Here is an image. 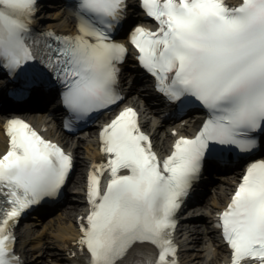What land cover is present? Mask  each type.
<instances>
[{
    "label": "snow or ice",
    "instance_id": "1",
    "mask_svg": "<svg viewBox=\"0 0 264 264\" xmlns=\"http://www.w3.org/2000/svg\"><path fill=\"white\" fill-rule=\"evenodd\" d=\"M136 8L156 27L137 23L129 11ZM67 11L76 30L58 32L37 27L39 0H0L5 110L54 96L71 130L125 98L122 66L131 45L161 103L203 113L196 132L178 135L164 156L132 107L100 127L103 159L87 175L88 210L72 254L81 264H179L172 238L179 209L206 168L236 156L248 162L216 225L229 264H264V0H71ZM2 129L0 264H25L16 228L59 196L75 157L19 115Z\"/></svg>",
    "mask_w": 264,
    "mask_h": 264
},
{
    "label": "bare ground",
    "instance_id": "2",
    "mask_svg": "<svg viewBox=\"0 0 264 264\" xmlns=\"http://www.w3.org/2000/svg\"><path fill=\"white\" fill-rule=\"evenodd\" d=\"M235 1V0H234ZM41 21L47 27H54L60 31L74 30V25L70 19L66 16L63 10H56L53 13H43ZM139 104L141 99L130 98L125 103ZM33 120L39 123H47L48 119L52 116L47 113H31ZM102 116V118H104ZM144 122L151 128L154 126V121L158 115L156 110L152 107L143 109ZM4 115L0 114V153L6 149V138L3 135L2 123ZM193 119H188L184 124L181 123H166L163 127L159 128L155 133V139L157 147L161 152H168L171 149L172 142L175 135L172 134L173 129H178L179 134L187 133L193 134L195 131L196 123ZM59 123L56 119L52 118L49 122V129L47 134L55 139H59L69 147L75 146V150L78 157L79 169L75 168L74 174L77 186L74 189H70V192L76 193L80 199H83L84 193V180L86 178V171L88 166L99 158V150L97 143V130H90L80 133L75 136H68L59 129ZM238 170H235L229 175L217 176V182L212 185L208 191H212L209 199L201 208V216L204 218L202 221L204 225L202 228H192L189 231H183L182 234H187L189 238H192L190 247H193V243H198L199 251L186 252L187 264H221V260L228 257L226 248L216 237L215 229L212 225L213 213L220 209L228 199V194L233 188L234 180L237 178ZM84 173V175H83ZM83 175V176H82ZM74 176V175H73ZM75 195V194H74ZM69 205L65 206L62 211L47 217L41 223L43 226L41 229L26 230V236L22 240L24 253L29 254L36 249H41L46 242L53 243L58 251L52 252L54 258L51 264H69V260L65 253L68 251L71 241L74 240L78 233L75 224V218H71L74 214L83 209L81 202H72L69 200ZM48 219V220H47ZM47 220V221H46ZM21 246V250H22ZM41 247V248H40ZM36 253L33 255L35 256ZM65 261V262H63Z\"/></svg>",
    "mask_w": 264,
    "mask_h": 264
},
{
    "label": "rangeland",
    "instance_id": "3",
    "mask_svg": "<svg viewBox=\"0 0 264 264\" xmlns=\"http://www.w3.org/2000/svg\"><path fill=\"white\" fill-rule=\"evenodd\" d=\"M78 167H79V165H78ZM76 179H77V178H76ZM76 179H75V181H74L75 184L77 183V182H76ZM44 259H47V256H46ZM46 262L48 263V260H46Z\"/></svg>",
    "mask_w": 264,
    "mask_h": 264
}]
</instances>
